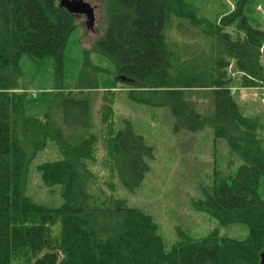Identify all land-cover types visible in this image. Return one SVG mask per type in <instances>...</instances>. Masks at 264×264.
Masks as SVG:
<instances>
[{"label":"trees","instance_id":"1","mask_svg":"<svg viewBox=\"0 0 264 264\" xmlns=\"http://www.w3.org/2000/svg\"><path fill=\"white\" fill-rule=\"evenodd\" d=\"M58 1L0 0V264H259L264 252V132H259L258 118L240 111L230 92L237 80L232 82L226 71L233 60L241 88L264 89V23L248 15L254 0H236L214 24L184 0H110L104 31L92 44V50L111 59L116 79L132 80H122L137 91L127 94L132 101L167 106L177 124L190 131L211 128L214 142L227 145L226 163L235 170L215 171L211 185L201 189L203 196L191 203L216 227L202 237L179 233L169 247L152 216L113 194L111 177L133 192L154 158L130 122L115 129L104 112L101 127L93 130L88 99L72 100L82 108L69 123L62 117L67 126L50 113L42 118L25 114L18 89L21 55L52 56L60 73L75 26V16ZM172 15L185 30H200L214 42L211 73L192 67L209 63L197 54L193 63L178 60L182 76L172 75L164 34ZM230 26L238 37L224 31ZM202 89L208 91L206 108L194 99V90ZM262 122L264 128V112ZM48 142L62 158L35 169L44 184L60 187L62 203L54 208L25 193L31 161ZM96 163L111 172L104 188ZM233 227L245 229V236L221 233Z\"/></svg>","mask_w":264,"mask_h":264},{"label":"rangeland","instance_id":"2","mask_svg":"<svg viewBox=\"0 0 264 264\" xmlns=\"http://www.w3.org/2000/svg\"><path fill=\"white\" fill-rule=\"evenodd\" d=\"M88 1L94 8L93 26H86L83 15H74L75 26L63 49L60 73L52 56L32 58L26 54L21 55L18 89L24 94L25 114L42 118L46 113H50L57 123L67 126L63 123V116L66 117L67 123L77 118L79 104L72 100L88 99L93 130H99L101 127L100 119L104 112H108L115 129L122 127L126 121L130 122L135 131L143 136L145 143L153 149L154 158L148 161L149 169L141 184L133 192L120 186L116 177H111V181L116 185L113 194L125 200L127 205L139 208L152 216L167 247L179 237V233L192 237L207 235L216 227V223L205 213L194 210L191 203L203 196L201 189L211 185L215 171L225 174L235 170L233 166L228 168L226 163L228 155L226 143L224 141L215 143L211 128L190 131L177 124L167 106H149L136 100L132 101L128 97L130 91H137L130 90L120 78H115V68L110 58L91 48L95 38L104 31L110 0ZM184 2L199 17L211 24L217 22L219 17L230 13L236 4V0H184ZM248 15L255 23H258V20L264 23V0L252 1ZM175 17L171 16L164 30L171 52V62L174 65L171 69L172 75L182 76L180 72L184 66L179 67L177 71L178 60L186 64L193 63L192 56L197 54L209 63L190 66L196 71L201 68L200 72L211 73V68L208 67L217 55L216 45L208 35L203 36L200 30L190 32L185 30L184 26L176 24ZM200 27L206 28L204 25ZM234 27L224 29L232 39L238 37V31ZM229 61L227 75L232 82L237 80L231 85V88L235 89L233 98L240 111L260 120L259 132L262 135L264 89L241 88L238 84L241 80L240 75L234 68L233 60ZM194 92L196 96L194 99L206 108L208 99L205 98L207 94L204 92H208L207 89ZM61 158L62 155L54 144L48 142L45 149L39 151L31 161L25 193L33 201L53 208L62 203L60 187L44 184L35 169L36 164ZM96 165L99 183L104 188L106 177L109 179L111 172L108 169H99L98 163ZM222 232L239 238L246 234L245 229L238 232L237 227L222 229Z\"/></svg>","mask_w":264,"mask_h":264},{"label":"water","instance_id":"3","mask_svg":"<svg viewBox=\"0 0 264 264\" xmlns=\"http://www.w3.org/2000/svg\"><path fill=\"white\" fill-rule=\"evenodd\" d=\"M58 5L72 15H83L85 17L86 26H93L95 19L94 8L88 0H59ZM120 80L132 81L124 77H120ZM260 257L259 264H264V252L261 253Z\"/></svg>","mask_w":264,"mask_h":264}]
</instances>
